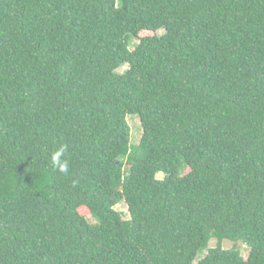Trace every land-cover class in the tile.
<instances>
[{
	"label": "trees",
	"instance_id": "1",
	"mask_svg": "<svg viewBox=\"0 0 264 264\" xmlns=\"http://www.w3.org/2000/svg\"><path fill=\"white\" fill-rule=\"evenodd\" d=\"M0 264H264V0H0Z\"/></svg>",
	"mask_w": 264,
	"mask_h": 264
},
{
	"label": "rangeland",
	"instance_id": "2",
	"mask_svg": "<svg viewBox=\"0 0 264 264\" xmlns=\"http://www.w3.org/2000/svg\"><path fill=\"white\" fill-rule=\"evenodd\" d=\"M164 32V30H160L159 31V34H162ZM128 66H123L119 69V72H124L126 69H127ZM128 120V123L130 125V128H131V133H132V142L134 144H138L140 142V139H141V136H142V126H141V123H140V119L139 117L137 116H128L127 118ZM158 178H163V175L162 173L158 174ZM116 209L123 212V217L126 219L129 217V214H128V207L127 205L124 203V202H121L119 203L117 206H116ZM217 245V239L213 238L211 241H210V247H215ZM223 247L225 249H231V248H237L240 250L241 254L245 257L248 252H249V249L248 247L243 244V243H235V242H232V241H229V240H224V242L222 243ZM207 253V249L204 250L203 252H200L199 253V258H202L205 254Z\"/></svg>",
	"mask_w": 264,
	"mask_h": 264
},
{
	"label": "clouds",
	"instance_id": "3",
	"mask_svg": "<svg viewBox=\"0 0 264 264\" xmlns=\"http://www.w3.org/2000/svg\"><path fill=\"white\" fill-rule=\"evenodd\" d=\"M66 151L67 146L63 145L53 152L51 156L52 166L65 174H67L69 171L68 161L64 158Z\"/></svg>",
	"mask_w": 264,
	"mask_h": 264
}]
</instances>
